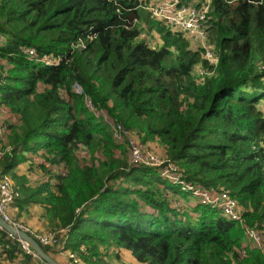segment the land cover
Masks as SVG:
<instances>
[{
	"label": "trees",
	"instance_id": "1",
	"mask_svg": "<svg viewBox=\"0 0 264 264\" xmlns=\"http://www.w3.org/2000/svg\"><path fill=\"white\" fill-rule=\"evenodd\" d=\"M141 5L0 0V59L9 65L6 75L0 66V99L20 119L3 141L12 151L0 157V174H11L21 193L18 215L38 207L50 230L69 228L64 248L42 246L55 260L62 249H84L92 264H264L245 231L218 208L193 199L159 169L126 163L124 146L73 92L79 83L142 144L159 142L185 182L229 192L248 224L264 233V0H211L219 63L205 77L195 71L209 69L204 49L180 31L148 20L149 34L164 45L152 49L140 40L134 23ZM79 39L87 49L72 54ZM28 49L61 55L63 64L31 61ZM79 152L88 155L81 160ZM37 154L65 165L57 186L32 187L18 172ZM0 240L8 245L0 264L34 260L1 230Z\"/></svg>",
	"mask_w": 264,
	"mask_h": 264
},
{
	"label": "built area",
	"instance_id": "2",
	"mask_svg": "<svg viewBox=\"0 0 264 264\" xmlns=\"http://www.w3.org/2000/svg\"><path fill=\"white\" fill-rule=\"evenodd\" d=\"M195 0L194 2H196ZM191 3V2H190ZM186 0H163L157 4L148 6V10L156 21H161L171 30H178L183 33L184 37L188 40H195L200 43V47L204 49V60L208 63L209 69L198 66L195 71L199 76H212L214 75L213 68H216L219 63V57L215 52L213 46L209 45V13L211 11V0H200L197 4L190 5ZM138 20H135L134 25ZM90 42L96 39V35L88 36L87 40ZM84 39H79L72 45V54L76 51H83L87 49L88 42ZM140 40L152 49L153 44L146 35L141 32ZM5 41V36L0 32V44ZM27 56L31 61L42 63L48 67H59L63 64L64 57L61 55H38L35 49L26 50ZM0 66L3 69V75L9 70V65L0 59ZM210 68H212L210 70ZM264 69V64L262 65ZM73 92L83 97L85 107L95 116V118L103 122L109 127L113 139L116 144L123 145L128 149L129 164L133 166H147L159 169L162 176L176 185L181 186L182 191L189 194L195 200H198L203 205H208L213 208H218L223 217L235 222L240 226L252 240L255 249H257L264 256V233L261 231L257 224L250 226L244 218V210L238 205L229 192L222 188H207L204 186H196L184 181L183 175L178 165H176L167 156H162L155 152L150 146L144 145L140 142L134 131L128 130L124 125L111 118L108 113L95 105L92 98L85 94L84 89L79 83L73 86ZM20 125V119L13 115L12 112L1 103L0 99V157L5 153H10L12 148L3 144L6 137L10 133V127ZM117 156H121L118 152ZM29 160L21 165L26 166L25 175L29 185L37 187L40 184H51L55 187L60 181V178L67 176V169L64 164L54 165L48 162L41 154L28 156ZM18 171L20 169L18 168ZM21 197V193L16 186V182L11 174H0V217L13 228L23 231L30 235L43 247H59L64 245L67 241L69 228L63 230H48L47 232H40L24 221L17 218L14 212L17 213L15 206L16 201ZM176 201V200H174ZM80 209L77 210V213ZM0 230L2 228L0 227ZM5 232V231H4ZM9 238L16 239L21 249L33 259L40 260L42 264H49L42 261L32 246L21 238H16L8 234ZM0 248L8 249V245H3L0 240ZM85 254V250H81ZM81 253L73 252L71 250L62 249L59 256L69 261V264H92L84 260ZM242 258L245 252L240 253ZM6 256L3 255L4 260Z\"/></svg>",
	"mask_w": 264,
	"mask_h": 264
},
{
	"label": "rangeland",
	"instance_id": "3",
	"mask_svg": "<svg viewBox=\"0 0 264 264\" xmlns=\"http://www.w3.org/2000/svg\"><path fill=\"white\" fill-rule=\"evenodd\" d=\"M139 1L141 2V4H143V5L140 6V9H139V10L142 11V16H140V19H137L138 21L136 22L135 25L141 27L142 32L143 33H146V35L150 39L151 43L153 44V48L160 49V48L163 47L164 41L159 37V35H157L155 33L154 34H149L150 33V30H149L150 25L146 21H148V20H154L153 17H152V15L150 14V11L147 9L148 6L151 5V4H157V3H159V2H161L163 0H139ZM199 1L200 0H197L196 2H191L190 5L197 4ZM209 40H210L209 45L214 47V45L211 44L210 34H209ZM188 41H189V43L192 46H194L196 48L199 47V46H201L200 43H198L195 40L189 39ZM151 146H153V149L155 150L156 153H158V154H160V155L163 156L164 151L162 150V146L159 145V142H154V144H151ZM124 148H125V152H126V163H128V149L125 146H124ZM87 155L88 154L85 155L83 152H79V157H80L81 160L83 159L82 157L85 158V156H87ZM14 214H16V212H14ZM24 220H25V218H24ZM37 222L39 223V226L38 227H36L32 222H28V225L30 227H32L33 229H35L37 231H40V232H45V231L47 232L48 230L51 229V227H49L48 223L42 222L41 220H38ZM35 224H36V222H35ZM40 229H45V231H41ZM113 252H114L113 249H110L108 251L107 255L110 254V256H111V254L113 255ZM123 255H125V258H124L125 261L131 263V261H130L131 259H130L129 254L124 253ZM57 261L61 263L60 260L57 259ZM119 264H121V263H119Z\"/></svg>",
	"mask_w": 264,
	"mask_h": 264
},
{
	"label": "water",
	"instance_id": "4",
	"mask_svg": "<svg viewBox=\"0 0 264 264\" xmlns=\"http://www.w3.org/2000/svg\"><path fill=\"white\" fill-rule=\"evenodd\" d=\"M0 227L6 233L11 234L16 238H21L25 240L26 242H28L42 261L49 263V264H61L60 262L55 260L52 256H50L43 249V247L36 240H34L30 235H28L27 233L23 231L13 228L11 225L6 223L1 217H0Z\"/></svg>",
	"mask_w": 264,
	"mask_h": 264
},
{
	"label": "crops",
	"instance_id": "5",
	"mask_svg": "<svg viewBox=\"0 0 264 264\" xmlns=\"http://www.w3.org/2000/svg\"><path fill=\"white\" fill-rule=\"evenodd\" d=\"M19 169H20V171H18L19 173L25 174L26 166H20ZM17 211H18V209H17ZM29 211H30V214L28 213L26 215H23V217H19L18 212L15 215L22 221H24V218H26L27 219V223L28 222H32L36 227L39 226V223L37 222L38 220H41L42 222H46L45 220H43L41 218V216L43 214V211H42L41 208L33 207V208H30ZM35 222H36V224H35ZM40 230L41 231H45V229H40ZM57 259L60 260L63 264H67V262L64 260V258H62L61 256L58 255ZM7 264H42V262L40 260H35L34 259L30 263H24V260H22V258H19L16 263L13 262V263H7Z\"/></svg>",
	"mask_w": 264,
	"mask_h": 264
}]
</instances>
